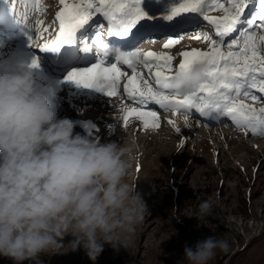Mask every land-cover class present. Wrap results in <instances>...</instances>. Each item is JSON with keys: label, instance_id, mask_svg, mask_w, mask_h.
I'll use <instances>...</instances> for the list:
<instances>
[{"label": "rangeland", "instance_id": "obj_1", "mask_svg": "<svg viewBox=\"0 0 264 264\" xmlns=\"http://www.w3.org/2000/svg\"><path fill=\"white\" fill-rule=\"evenodd\" d=\"M220 2L227 6L226 0ZM61 7L59 0H0V61L7 59L30 68L37 87H53L52 103L58 117L77 121L75 133L97 138L101 143L115 141L130 149L128 180L136 183V191L146 203L148 213L127 238V248L106 243L95 261L83 247H78L75 251L41 253L37 259L21 264H187L185 246L193 247L197 241L210 236L226 240L229 249L218 250L209 264H264V134L231 122L212 127L195 109L188 113L184 110H180L184 113L170 111L163 115L158 112L164 122L159 120L160 127L155 130L145 129L134 116L125 122L126 108L141 107L124 93V84L132 75L127 65L119 63L125 75L120 78L116 97L66 79L72 70L90 66L98 59L103 58L106 63L118 61L115 53L105 57L103 50L93 43L96 25L101 23L104 24L102 38L106 42L111 38L106 35L107 23L102 17L97 15L78 33L76 45L65 46L59 52L39 49L58 33L56 13ZM256 11L257 0H253L244 18L252 17ZM207 14L222 16L223 12L212 8ZM157 35L160 34L142 41V47L137 46L139 51H165L175 57L174 67H178L183 51L209 50L210 42L203 36L218 39L214 27L207 21H201L198 27L183 35L180 44L167 50L162 47L167 36ZM196 35L201 39L194 38ZM237 35L238 32L226 37L225 43ZM126 44L129 45L126 48L137 45ZM85 47L91 50L84 52ZM36 58L38 66L33 67ZM155 70L153 67L152 72ZM138 71L144 79L153 82L148 69L138 66ZM253 94L260 98L259 102L249 98L245 100L247 104L257 109L264 107V94L256 90ZM147 110L158 109L149 103ZM191 115L193 120L188 123ZM215 118L218 122L219 117ZM169 121L175 122V126ZM192 122L210 132L216 129L217 138L205 132H193L191 136ZM204 200L213 205L206 218L197 215L199 204ZM73 239L67 235L63 244L68 245ZM0 264L16 262L0 255Z\"/></svg>", "mask_w": 264, "mask_h": 264}, {"label": "clouds", "instance_id": "obj_2", "mask_svg": "<svg viewBox=\"0 0 264 264\" xmlns=\"http://www.w3.org/2000/svg\"><path fill=\"white\" fill-rule=\"evenodd\" d=\"M115 56L123 63L129 53ZM203 75L197 68L170 86L184 96ZM54 96L53 87L36 86L30 68L0 61V255L16 264L78 247L95 261L106 243L127 248L148 213L128 180L130 149L75 133L78 122L58 117ZM212 207L202 201L197 215L206 218ZM67 235L74 239L65 245ZM228 249L226 240L210 236L185 246L184 259L209 264Z\"/></svg>", "mask_w": 264, "mask_h": 264}, {"label": "snow or ice", "instance_id": "obj_3", "mask_svg": "<svg viewBox=\"0 0 264 264\" xmlns=\"http://www.w3.org/2000/svg\"><path fill=\"white\" fill-rule=\"evenodd\" d=\"M253 0H59L62 5L56 13L59 31L55 38L40 46L41 51L59 52L65 46L77 44L78 33L99 15L107 23L106 35L138 44L156 33L167 36L163 49L180 44L183 35L196 28L201 21L214 27L218 39L210 35L209 50L192 49L180 53L178 67L175 57L165 51L141 53L133 47L123 62L132 71L124 84V93L141 107L124 110L123 120L134 116L145 129H158L157 111L147 110L149 103L173 113L195 109L202 116L228 117L237 126L264 134V107L259 109L244 103L246 99L259 102L253 90L264 94V0H257V11L245 19V10ZM159 6V7H157ZM212 8L222 10V16H209ZM38 23H42L39 22ZM243 26V27H241ZM93 43L106 57L119 53L103 37L104 24L96 25ZM47 31V29H44ZM238 35L225 43L233 33ZM194 38L201 39L199 35ZM155 43V39H152ZM33 45V39L30 41ZM91 49L85 47L84 52ZM119 61L106 63L101 58L90 66L74 69L66 79L86 88L103 90L108 97L118 95L119 81L125 75ZM38 66V58L33 59ZM138 66L149 70L153 82L144 79ZM153 67L156 69L152 72ZM203 70V79L187 95H178L170 86L177 76H189L194 69ZM170 124L174 123L169 121Z\"/></svg>", "mask_w": 264, "mask_h": 264}, {"label": "bare ground", "instance_id": "obj_4", "mask_svg": "<svg viewBox=\"0 0 264 264\" xmlns=\"http://www.w3.org/2000/svg\"><path fill=\"white\" fill-rule=\"evenodd\" d=\"M1 11V10H0ZM97 21V20H96ZM94 23V22H93ZM158 34H162V33H158ZM160 35H157V37H160ZM157 37H155V38H157ZM166 37V36H165ZM165 37H161V38H159V39H162V38H165ZM158 41V40H157ZM108 43L110 44V46L112 47V45L114 46V45H116V46H120L119 48H120V50L121 51H126V52H128L127 50H125V49H132V48H126V47H128L129 45L128 44H126V43H130L129 41H121L120 39H118V38H109L108 39ZM157 43V42H156ZM121 44H123V45H121ZM142 42L141 43H139V44H137V45H135V48H138V47H142ZM151 45H152V42L150 43ZM132 45V44H131ZM138 46V47H137ZM138 50H139V48H138ZM127 102H130V100L129 99H127ZM244 103H246L247 104V102L246 101H244ZM150 105H153V103H150ZM157 107V112H160V113H162V115L163 114H168L171 110H163V109H160L159 108V106L158 105H155V108ZM159 110H161V111H159ZM156 111V110H155ZM194 111V110H193ZM180 113H184V112H182V111H179ZM188 113V112H187ZM192 114V113H191ZM194 114V113H193ZM198 115H201V114H198ZM212 115H214V113L212 114ZM211 115V116H212ZM211 116H207V117H205V116H202L201 115V118H203L205 121H207L208 122V124L210 125V126H212V127H214V126H217V125H227L228 123H232L233 125H235L232 121H231V119L230 118H228V117H219V120H218V122H216V121H214L213 119H216L215 118V116L216 115H214L212 118L213 119H210L211 118ZM193 115H191V118H187V121H188V123H191V121L193 120ZM102 118V115L100 114L99 115V119H101ZM218 118V117H217ZM159 120H161L162 122H164V118H160L159 117ZM185 120V119H184ZM200 123V122H199ZM175 122H174V126H175ZM181 124H182V122H181ZM181 124H179V125H181ZM198 123H193L192 122V127L190 128V130H189V132H192L191 133V136L194 134L193 132H198V133H200V132H205V133H207V134H211V136H214V137H216L217 136V130L215 129V131L213 130V132H210L207 128H205V127H201L200 125H197ZM211 129V128H210ZM252 135V134H251ZM251 135H249V136H251ZM247 137H249L248 135H246ZM217 138V137H216ZM103 139V137H101L100 138V140H102Z\"/></svg>", "mask_w": 264, "mask_h": 264}]
</instances>
